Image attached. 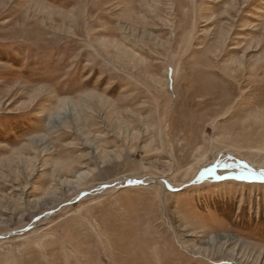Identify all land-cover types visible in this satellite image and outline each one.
Wrapping results in <instances>:
<instances>
[{"label": "rangeland", "instance_id": "obj_1", "mask_svg": "<svg viewBox=\"0 0 264 264\" xmlns=\"http://www.w3.org/2000/svg\"><path fill=\"white\" fill-rule=\"evenodd\" d=\"M0 264H264V0H0Z\"/></svg>", "mask_w": 264, "mask_h": 264}, {"label": "bare ground", "instance_id": "obj_2", "mask_svg": "<svg viewBox=\"0 0 264 264\" xmlns=\"http://www.w3.org/2000/svg\"><path fill=\"white\" fill-rule=\"evenodd\" d=\"M56 118H58V117H56ZM62 123V122H61ZM52 125V124H51Z\"/></svg>", "mask_w": 264, "mask_h": 264}]
</instances>
